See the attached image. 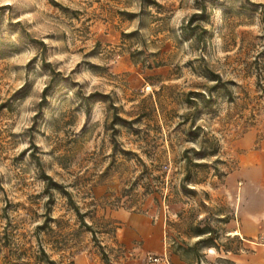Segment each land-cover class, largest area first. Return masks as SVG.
Returning a JSON list of instances; mask_svg holds the SVG:
<instances>
[{"label": "rangeland", "instance_id": "obj_1", "mask_svg": "<svg viewBox=\"0 0 264 264\" xmlns=\"http://www.w3.org/2000/svg\"><path fill=\"white\" fill-rule=\"evenodd\" d=\"M251 129L264 135V0H0V264L117 262L101 242L119 208L162 218L170 243L206 225L222 245L206 205ZM32 153L95 238L60 192L50 205Z\"/></svg>", "mask_w": 264, "mask_h": 264}, {"label": "crops", "instance_id": "obj_2", "mask_svg": "<svg viewBox=\"0 0 264 264\" xmlns=\"http://www.w3.org/2000/svg\"><path fill=\"white\" fill-rule=\"evenodd\" d=\"M229 156L233 167L205 202L206 210L218 219L222 245L215 241L217 245L211 246L210 227L206 234L197 233L191 244L170 243V231L162 218L109 209L106 218L117 231L114 238L103 234L101 244L108 250L118 246L122 258L109 259L108 264H155L149 262L150 257H159L158 264H264V135L249 130L233 143ZM221 199L225 202L217 203Z\"/></svg>", "mask_w": 264, "mask_h": 264}, {"label": "trees", "instance_id": "obj_3", "mask_svg": "<svg viewBox=\"0 0 264 264\" xmlns=\"http://www.w3.org/2000/svg\"><path fill=\"white\" fill-rule=\"evenodd\" d=\"M198 3H199V1H198ZM54 4L56 5V3H54ZM56 6H59V5H56ZM208 19H209V15L207 14V7L204 4V5H202L200 11L194 13L190 17V19L187 21L186 25L184 27H182V34H183L184 38H186L187 40L196 39L198 41H201L203 39V35L206 33L205 29H201V24L207 22ZM199 30H201L200 33H198ZM42 44H43V47L46 48V45L44 43H42ZM43 64H44L43 67H47V68H51V66H52L50 63H47L46 61H44ZM59 76H60V72L53 71V76H52L51 82L43 91V98H42V101L40 103V106H42L46 102L48 92L52 88L53 83L56 82V78ZM214 81L216 82V85L214 86V90H218V89L223 90L226 97L230 99L232 96V91L228 88L227 82H223L219 75L215 76ZM96 96H97V94L90 95L88 100L95 98ZM88 100H87V102H88ZM115 120H118V119L116 118ZM35 149L37 150V147H35ZM31 156H32L34 162L36 163L38 169L41 171L42 179H43L44 183L46 184L45 192L48 196L50 205H52L54 202L53 192L54 191L60 192L62 195H64V197H66L68 199L69 204L73 207L78 218L80 219L81 226L86 228L87 231L92 232L94 234V238H95V233L93 231L92 226L86 222L85 214L81 213V210L79 209V207L73 202L72 194L67 190L66 186L63 184L55 182L52 177H50L49 175H47L44 172L42 161H41L39 156H37L35 153H32ZM188 179H189V177H188ZM48 212L49 213L46 214L45 222L43 223V225L37 227V231L40 232V231L52 230V228L50 226V222L52 220V218L50 216V209L48 210ZM209 230H210L209 228H203V229L200 228V229H198V233L199 234H206V233L210 232ZM43 252L44 251H42V253ZM45 256H47V255L45 254ZM103 257H104V260H106V262L108 263L109 261L107 260V256L104 253H103ZM47 260L50 264H55L54 262L49 261V259H47Z\"/></svg>", "mask_w": 264, "mask_h": 264}, {"label": "built area", "instance_id": "obj_4", "mask_svg": "<svg viewBox=\"0 0 264 264\" xmlns=\"http://www.w3.org/2000/svg\"><path fill=\"white\" fill-rule=\"evenodd\" d=\"M160 258L159 257H150L149 258V262L150 263H155V264H158L160 262Z\"/></svg>", "mask_w": 264, "mask_h": 264}]
</instances>
